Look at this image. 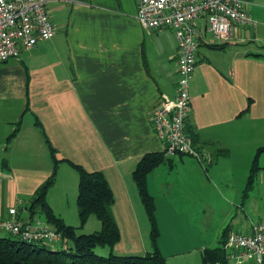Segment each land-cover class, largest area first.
<instances>
[{"label": "crops", "instance_id": "1", "mask_svg": "<svg viewBox=\"0 0 264 264\" xmlns=\"http://www.w3.org/2000/svg\"><path fill=\"white\" fill-rule=\"evenodd\" d=\"M243 1L252 25L234 29L223 42L207 30L198 38L185 130L210 154L204 166L189 155L166 154L149 120L162 95L175 93L173 29L144 26L136 17L139 0L49 1L54 36L0 62V217L20 199L22 221L45 219L33 199L53 171L52 147L58 161L46 201L65 224L79 226L78 173L71 163L101 171L112 190L120 240L104 255L152 249L132 178L150 152L164 154L146 186L154 201L157 248L168 264H202V250L219 245L224 230L249 233L264 221L262 198L245 192L252 159L264 145V0ZM262 180L260 169L255 187ZM55 193L65 212L73 201L70 222L55 209ZM205 208L211 218L219 208L215 232L199 222Z\"/></svg>", "mask_w": 264, "mask_h": 264}, {"label": "built area", "instance_id": "2", "mask_svg": "<svg viewBox=\"0 0 264 264\" xmlns=\"http://www.w3.org/2000/svg\"><path fill=\"white\" fill-rule=\"evenodd\" d=\"M51 0H0V62L18 58L23 49L51 39L56 26L47 10ZM137 19L147 28L173 29L178 54L177 82L172 97L163 94L153 108L149 120L166 154H185L196 158L203 166L211 161L204 149L196 147L185 130L191 107L190 80L197 60L198 38L210 31L218 42L228 39L234 29L253 24L243 0H139ZM202 19L201 27L196 20ZM21 200L0 217V233L9 234L28 243L58 242L60 234L46 221H22L17 215ZM228 260L240 264L251 260L264 264V221L251 225L249 233L230 231L223 244Z\"/></svg>", "mask_w": 264, "mask_h": 264}, {"label": "trees", "instance_id": "3", "mask_svg": "<svg viewBox=\"0 0 264 264\" xmlns=\"http://www.w3.org/2000/svg\"><path fill=\"white\" fill-rule=\"evenodd\" d=\"M16 129L7 137L10 140ZM264 150L259 147L252 159L246 191L251 187L254 177L261 169L258 156ZM54 168L50 176L37 188L33 205H38L44 220L60 234L57 248H48L47 243H28L9 234L0 235V264H168L157 248L159 231L155 219L154 201L146 186L147 174L164 161V154L150 152L144 154L132 172V178L138 190L142 205L150 224V242L152 249L142 255H117L110 251L106 255L97 254L95 247L112 248L120 240V231L113 217L111 206L114 201L112 190L101 171H87L79 164L71 163L78 173V191L76 197L79 226L65 224L58 218L48 202L46 193L53 185L57 159L51 147ZM245 191V192H246ZM93 214L100 221V228L91 233H77L76 229L85 224ZM224 230L219 245L202 250L203 264H229L223 244L227 237Z\"/></svg>", "mask_w": 264, "mask_h": 264}, {"label": "rangeland", "instance_id": "4", "mask_svg": "<svg viewBox=\"0 0 264 264\" xmlns=\"http://www.w3.org/2000/svg\"><path fill=\"white\" fill-rule=\"evenodd\" d=\"M259 156H258V164L261 166V171H262V174H263V180H262L260 185H257L258 187H255V183H254V180H253L252 185H251L250 188L247 189V192L250 191L249 193H251L254 190V192L258 196H260L262 198L261 201H260V204H262L264 206V153H263L262 157H259ZM254 179H255V177H254ZM245 191H246V189H245ZM69 196H71V194H69V192H68V197ZM51 200H52V203L55 206V209H57V211H59L61 213H64L65 216L67 217V221L70 222L71 218L69 217V210L71 209V206L73 208V201L71 203V200H70V203H69L70 205H68V207H67L68 211L65 212V210L60 207V203H58V200L56 198V193L54 195H52ZM212 215H213V217L211 218L208 209L206 210V208H205V211L200 213V216H199L200 217L199 218V222L201 221V223H203L204 226L208 227V230H207L208 233L215 232L218 229V227H219L218 225H219V223L222 220L219 208L218 209L216 208ZM21 216H22V218L26 217V213H25L24 209L21 210ZM38 217H39V219H42L40 216H38ZM261 219H264V214L261 216ZM72 223H75V222H72ZM99 227H100V221L97 219V217H95L94 215H91V216L88 217L87 221L85 222V224L83 226L78 227L76 229V232L77 233H91L93 231H96ZM219 231L221 233V229ZM220 233H219V235H220ZM4 234L5 233H0L1 236L4 235ZM217 243H219V242L216 241L215 244H217ZM46 246L48 248H57L59 246V243H57V242L47 243ZM107 250H108L107 246H105V247H101V246L95 247V252L97 254H103L104 255L105 251H107Z\"/></svg>", "mask_w": 264, "mask_h": 264}]
</instances>
